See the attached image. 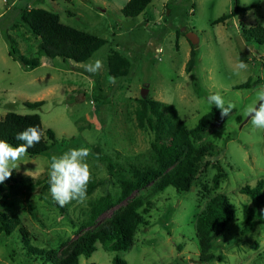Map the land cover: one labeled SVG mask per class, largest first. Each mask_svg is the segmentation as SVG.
<instances>
[{
    "label": "rangeland",
    "instance_id": "1",
    "mask_svg": "<svg viewBox=\"0 0 264 264\" xmlns=\"http://www.w3.org/2000/svg\"><path fill=\"white\" fill-rule=\"evenodd\" d=\"M127 1L0 0V17L5 14L0 28L15 39L21 55L41 62L24 70L8 54L0 31V120L8 112L38 114L43 129L52 128L57 137L48 153L27 155L19 171H13L17 182L0 202V210L17 218L16 231L22 228L34 245L57 255L116 211L129 209L145 216L148 223L138 226L128 249L113 252L97 244L90 257L79 258V264H113L114 255L127 264H264V197L254 201L241 190L262 180L264 192V129L254 128L246 113L256 102V93L264 90V43L244 39L239 23L264 27V0H239L247 11L218 23L215 20L231 11L234 0H150L136 17L122 13ZM23 7L54 12L60 22L105 43L84 62L46 57L37 49L40 38L20 18ZM186 32H194L198 43L193 45ZM193 47L197 58L188 70ZM113 52L130 63L128 72L116 77L115 83L108 77ZM95 59L103 61V68L95 74L86 72L84 64ZM240 60L248 68L236 74ZM248 78V87H235ZM143 89L147 90L144 95ZM216 92L235 105L228 116L208 105V95ZM141 98L173 104L188 131L203 114L218 111L206 130L190 134L191 148L170 172L173 178L188 167L194 180L187 191H177L165 178L159 179L85 227L93 202L104 195L115 198L121 190L100 156L109 157L128 174L131 164L151 162L153 134L136 121ZM39 100L44 104L38 109L24 105ZM80 147L91 150L87 158L90 182L99 184L83 203L73 200L62 210L50 202L54 200L50 185H38L37 180L49 178L52 156ZM220 194L228 197L235 216L202 244L197 215ZM14 237L0 235V264H41L25 257L21 236ZM204 255L213 258L202 262Z\"/></svg>",
    "mask_w": 264,
    "mask_h": 264
},
{
    "label": "trees",
    "instance_id": "2",
    "mask_svg": "<svg viewBox=\"0 0 264 264\" xmlns=\"http://www.w3.org/2000/svg\"><path fill=\"white\" fill-rule=\"evenodd\" d=\"M150 0H128L121 8L126 17H136L139 15ZM248 8L239 6V0H234V5L228 14H224L215 20V23L223 22L228 17L241 16ZM20 18L27 26L29 31L40 38L37 49L38 52L49 58L61 57L64 61L71 59L75 62H84L99 49L105 40L89 32L78 30L74 27L60 22L58 14L47 11L42 8L23 7L19 9ZM5 16V14H2ZM0 17V18H1ZM240 23L241 35L247 41H254L259 44L264 43V27L254 25L246 27ZM7 29L0 28L1 35L8 45V54L18 61L24 70H31L40 65L38 58H29L20 54L15 39L9 35ZM197 52L191 50V56L188 60V70L196 62ZM109 70L108 77L116 78L125 75L128 72L129 61L118 52H113L108 59ZM250 78L237 84L236 88H245L250 85ZM44 104L43 100L26 101L24 105L27 108L38 109ZM218 114L216 109L203 114L197 124L191 131L185 128L184 122L178 114L173 104L164 103L150 98H141L136 109L137 126L141 129H149L152 134L151 141V162L143 164H131L130 174L123 169L118 168L117 163L105 156H100L108 162L109 170L115 175L120 184V194L113 198L110 195H104L95 200L91 206L89 218L83 223L86 226L95 224L100 215L116 205L121 200L128 198L134 191L140 190L159 179L165 178L166 184H171L177 191H187L193 182V171L186 167L173 178L170 176L171 170L182 162V157L191 148L190 134H197L206 130ZM30 126H37L43 132L41 141L28 149V156L46 154L56 144L57 137L52 128L43 129L41 119L38 114H20L8 112L0 120V139H4L13 146H17L22 141L16 140L17 133ZM220 172V171H219ZM218 172V173H219ZM220 173L215 176L218 180ZM17 177L12 173L11 178L0 184V202L6 200L12 191ZM38 185L45 184L49 186V178L38 179ZM99 182H89L87 195L94 190ZM263 181H257L254 187L245 185L242 192L249 195L254 201H259L264 197L262 191ZM51 203L64 210L56 201ZM249 212V211H248ZM250 212H252L250 210ZM248 214L247 220L250 221L251 214ZM235 209L226 195L220 194L208 202L196 219L197 234L203 244L205 238L217 229H224L227 224L233 220ZM18 220L9 217L0 210V235L14 237V234L21 236L23 245L22 254L30 260L40 261L41 264H79L81 256L88 258L96 250L97 244L104 249L119 252L126 250L133 242L134 234L140 225H146L148 221L141 212L123 209L116 211L110 218L98 224L93 230L88 231L77 237L61 255H57L54 250H45L34 245L26 232L19 228L15 230ZM212 255H204L199 260L207 262ZM113 264H127V262L118 255L112 258Z\"/></svg>",
    "mask_w": 264,
    "mask_h": 264
},
{
    "label": "clouds",
    "instance_id": "3",
    "mask_svg": "<svg viewBox=\"0 0 264 264\" xmlns=\"http://www.w3.org/2000/svg\"><path fill=\"white\" fill-rule=\"evenodd\" d=\"M101 59L89 60L84 64L86 72L95 74L103 68ZM247 63L240 60L234 68L236 74L246 71ZM112 83L116 80L110 78ZM256 102L246 109L248 118L256 129H264V90L256 93ZM207 103L220 109L222 116H228L235 105L226 102L219 93L208 95ZM44 132L37 126H30L17 133L16 140L23 143L13 146L4 139H0V184L11 178L13 171H19V166L25 159L28 149L39 143ZM91 150L87 147L73 148L60 156H52L49 165V184L52 198L61 206L71 203L73 200L83 203L87 199V188L91 181V169L87 158ZM25 175L31 176L30 171Z\"/></svg>",
    "mask_w": 264,
    "mask_h": 264
},
{
    "label": "water",
    "instance_id": "4",
    "mask_svg": "<svg viewBox=\"0 0 264 264\" xmlns=\"http://www.w3.org/2000/svg\"><path fill=\"white\" fill-rule=\"evenodd\" d=\"M183 30V28L181 29ZM186 37L190 40V42L194 45L198 43V37L194 32H186ZM147 92L146 89L142 90V94L144 95Z\"/></svg>",
    "mask_w": 264,
    "mask_h": 264
}]
</instances>
